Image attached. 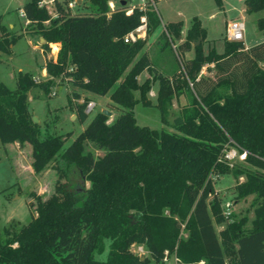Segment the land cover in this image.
<instances>
[{"label":"trees","instance_id":"1","mask_svg":"<svg viewBox=\"0 0 264 264\" xmlns=\"http://www.w3.org/2000/svg\"><path fill=\"white\" fill-rule=\"evenodd\" d=\"M40 1L23 4L27 24L44 38L45 51L51 42L59 47L56 56L45 61V79L19 70L14 88L0 81V141L28 142L34 172L53 161L65 180H56L46 198L36 196L35 213L27 222L4 228L0 264H150L151 258L162 264L170 254L176 264H264V41L245 47L242 40L226 39L223 51L210 48L207 53L196 44L177 73H157L139 83L137 75L150 68L142 52L146 37H123L143 15L146 35L153 31L160 21L154 4L127 12L121 0L113 9L109 0H90L95 12L74 13L69 0H54L53 15ZM246 1L247 10L263 11L256 23L264 30V0ZM9 34L0 14L2 51H9L16 38ZM204 34L194 17L179 53ZM162 36L167 42L181 38V21L165 23ZM206 62H213L216 77L200 74ZM62 75L87 90L109 91L120 106L109 122L108 115L97 111L65 147L71 132L65 138L40 137L28 108L32 87L47 93L54 78ZM155 79L156 105L165 121L172 98L185 89L189 92L175 130L136 123L132 107L137 100L150 103L146 93ZM86 103H74L81 121L87 116ZM85 141L104 153H85ZM229 147L244 152V161L256 168L231 164L225 155ZM227 172L244 175L234 190L237 197L252 195L254 216L248 228L243 215L216 231L214 221L223 222L224 213L212 177ZM72 174L81 180L74 182ZM106 240V257L95 258ZM134 243L145 244L149 255L141 259L131 249Z\"/></svg>","mask_w":264,"mask_h":264},{"label":"rangeland","instance_id":"2","mask_svg":"<svg viewBox=\"0 0 264 264\" xmlns=\"http://www.w3.org/2000/svg\"><path fill=\"white\" fill-rule=\"evenodd\" d=\"M26 1L0 0L2 23L9 31V35L16 36L9 51L0 50V81L10 88L16 86V75L19 70L30 72L37 80L48 77L46 70L43 71L45 58L53 55L59 47L58 43H52L49 50L45 51L43 49L42 51L38 42L39 34L32 30L33 26L24 22L25 17L22 14L21 7ZM43 1V4L54 15V0ZM77 1L80 4L70 7L71 12H95V7L90 0ZM109 1L113 2L114 7L118 4L117 0ZM152 4L156 8L160 21L149 35H145L146 43L142 48V52L148 57L150 68L142 70L137 75L139 83L146 77L153 78V75L157 73H163L171 77L182 69L183 59L193 56V43H191L190 49L183 54L179 53L178 45L184 40L186 30L194 17L199 20L200 25L205 29L204 38H198V44H201L204 53H207L210 48H214L217 52L223 51L225 40L229 39L227 25L231 22H242L244 24L242 38L244 45L251 46L264 41V30L259 29L256 23L257 18L263 14V11L259 9L247 10L246 0H156ZM128 6L130 5L127 4ZM176 20L181 21V38L174 37L173 41L168 40L167 42L166 38L162 36L164 24ZM27 31L35 35H27ZM200 74L216 77L213 62H206L200 69ZM157 89L158 81L155 79L151 82L146 93L150 103L144 104L140 100L134 103L132 111L136 123L148 125L151 128L175 130V120L178 117L182 119L181 109L190 100L189 92L185 89L172 98L165 121L162 119L160 109L156 105ZM73 92H77L78 97L82 96L83 100L88 101L91 99L95 101L94 107L90 111H86L87 116L83 121L76 115ZM134 95L138 97L139 91L134 90ZM69 100L72 101L71 105L68 104ZM28 108L31 114L37 118L36 122L40 127V137L47 134H60L65 138L67 132H71V135L65 138L63 147L73 140L97 111L109 110L111 113L108 114V122L120 112V106L110 99L109 91L105 94H99L87 90L73 84L64 75L54 78V83L49 87L47 93L39 87H32L28 91ZM17 148L20 149L18 155L13 153L15 149L12 144L0 141V238L4 237L5 227L17 228L30 219L31 214L35 213L34 207L37 202V195L42 199L46 198L54 191L56 180H65L64 177L58 176V170L53 161L42 171L34 172L31 165V145L28 142L18 145ZM233 150L236 153L228 158L231 164L239 163L242 167L256 168L244 161L239 152L233 147H229L226 152L232 153ZM84 152H91L98 157L104 153V150L95 147L91 141H85ZM71 178L74 182L81 180L77 174H72ZM243 178L244 175L236 177L232 172L212 177L215 192L220 198L222 212H224L223 222L214 221L216 231L224 227L227 221L238 219L243 215L247 216L244 227L248 228L251 225L250 221L254 216V206L251 203L252 195L245 198L237 197L234 190V184ZM84 184L89 186V181H85ZM212 197L213 194H210L207 201L209 202ZM227 203H229V206H227ZM107 244L108 240L105 241V249L102 253H94L95 258L104 259L106 257ZM131 249L138 254L149 255L145 246L134 243L131 245ZM174 257V254H170L163 259L162 264H176ZM150 264H156L152 258Z\"/></svg>","mask_w":264,"mask_h":264},{"label":"built area","instance_id":"3","mask_svg":"<svg viewBox=\"0 0 264 264\" xmlns=\"http://www.w3.org/2000/svg\"><path fill=\"white\" fill-rule=\"evenodd\" d=\"M124 2H126L127 4H129L130 6H128L127 8V12H130L132 10V8L134 6H138L140 8L144 7L145 4L147 3H154L153 0H124ZM44 3L43 0L40 1V5H42ZM78 3L77 0H69L68 1V6L69 7H74L76 6ZM109 5H110V9L114 8L113 2L109 1ZM146 27H147V23H146V17L143 15L141 16V23L139 25H137L135 28L129 30L125 35H124V41H134L137 38H144L146 35ZM243 28H244V24L242 22H231L228 23L227 25V29H228V38L232 39V40H242L243 38ZM95 105V101L94 100H88L86 103V109L85 111H90ZM236 153L234 150L233 152H226V157L227 158H231V156H233V154ZM239 155L243 158L245 153L241 152L239 153ZM229 206V203H227ZM224 213V212H223Z\"/></svg>","mask_w":264,"mask_h":264},{"label":"crops","instance_id":"4","mask_svg":"<svg viewBox=\"0 0 264 264\" xmlns=\"http://www.w3.org/2000/svg\"><path fill=\"white\" fill-rule=\"evenodd\" d=\"M81 2V1H80ZM78 3H79V1H78ZM247 5H248V3H247ZM21 11H22V14H23V10H22V7H21ZM23 16H24V14H23ZM25 17V16H24ZM24 22H28V20L25 18V21ZM25 33V32H24ZM27 35L29 34V35H35L34 33H32V32H29V31H27V33H26ZM45 40H44V38L42 37V36H40V35H38V42H39V44H40V47L42 48V51H43V47H42V43L44 42ZM52 43H57V42H51L50 43V45L52 44ZM59 44V43H58ZM245 47H248L247 45H245ZM56 53H57V51L53 54V55H49V56H47V58H49V57H55L56 56ZM47 58H45V61H46V59ZM45 70V68H43V71ZM69 78V77H68ZM70 81V80H69ZM88 98V97H87ZM74 100H75V102L74 103H80V101L82 102V100H83V97L82 96H80V97H75L74 98ZM72 116H74V114H72ZM8 144H12L13 145V148L15 149L14 150V152L13 153H15L16 155H18V153L20 152V149L19 148H17L18 147V145L20 146V143H18V141H14V142H10V143H8ZM10 149V148H9ZM137 244V243H136ZM138 245H141V246H145V244H143V243H141V244H138ZM145 248H146V246H145ZM147 250V249H146ZM167 258V257H166ZM175 259H176V257H174Z\"/></svg>","mask_w":264,"mask_h":264},{"label":"water","instance_id":"5","mask_svg":"<svg viewBox=\"0 0 264 264\" xmlns=\"http://www.w3.org/2000/svg\"><path fill=\"white\" fill-rule=\"evenodd\" d=\"M121 2L124 3V0H121ZM248 5H249V3H248ZM198 42H199V39H197V40L193 43V45L198 44ZM101 112L104 113V114H106V115H108V114L111 113V112H110L109 110H107V109H102ZM32 120H33L34 122H36V121H37V118H36L34 115H32ZM180 121H181V119H180V117H178V118L175 120V123L178 124V123H180ZM143 257H144V255L140 254V258L142 259Z\"/></svg>","mask_w":264,"mask_h":264}]
</instances>
